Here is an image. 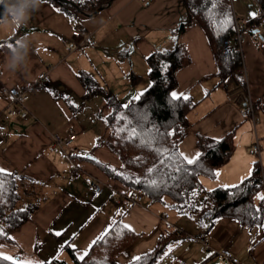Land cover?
Returning a JSON list of instances; mask_svg holds the SVG:
<instances>
[{
    "label": "crops",
    "instance_id": "obj_1",
    "mask_svg": "<svg viewBox=\"0 0 264 264\" xmlns=\"http://www.w3.org/2000/svg\"><path fill=\"white\" fill-rule=\"evenodd\" d=\"M232 1L242 21L254 18L251 13L259 15L256 0V5L252 0ZM56 9L45 0L26 24L0 25V168L17 174L20 207L37 205L31 218L13 232L12 241L0 244V254L19 264H43L55 257L70 261L66 245L73 247L79 258L120 219L139 234L117 255L120 264L153 250L159 238L171 230H176L177 238L156 264H264V221L245 226L234 217L213 219L195 213L197 217L188 222L182 217L188 214H169L167 201L151 202L143 194L142 200L129 203V196L140 192L109 178L85 157L90 154L120 166L117 155L99 143V129L89 131L83 124L85 100L103 93L89 96L79 78L86 71L121 102L132 99L151 83L147 57L156 49L183 42L192 60L177 73L173 93L191 96L197 105L189 113L191 128L179 142V149L184 157L195 159L199 153L197 133L215 139L232 133L235 149L230 160L214 177L200 178L207 190L231 187L250 177L256 161L264 159V22L244 29L241 50L245 74L235 72L222 81L200 26H192L178 38L173 35L186 16L181 0H112L97 12L74 8L72 16ZM76 27L91 33L95 44L69 51ZM19 38L30 41L29 52L24 64L11 70L9 45ZM44 68L51 83L37 79ZM133 74L148 77L139 85V81L132 83ZM3 85L24 90L27 116L14 111L15 104L1 90ZM248 96L260 118L257 123L245 114ZM70 128L77 132L75 143L64 149L54 146L52 134L66 136ZM257 141L260 156L253 152ZM89 176L100 180L103 192L97 193L86 181ZM224 248L230 249L238 262L224 257L220 253Z\"/></svg>",
    "mask_w": 264,
    "mask_h": 264
},
{
    "label": "trees",
    "instance_id": "obj_2",
    "mask_svg": "<svg viewBox=\"0 0 264 264\" xmlns=\"http://www.w3.org/2000/svg\"><path fill=\"white\" fill-rule=\"evenodd\" d=\"M57 9L72 16L74 8L92 13L110 0H46ZM259 5L257 17L243 21L244 29L255 23L264 22V0ZM186 16L172 33L175 38L194 25L200 26L212 48L218 74L224 81L243 66L242 50L234 40L236 21L232 0H181ZM13 39L9 41L12 42ZM187 46L177 41L172 47L154 50L147 57L150 86L133 97L128 104L101 87L88 72L79 74L89 96L103 93L108 113L105 115L108 134L99 143L105 144L117 155L120 166L115 167L90 154L97 167L109 178L130 190L144 194L151 202H165L181 214L199 213L218 217H234L245 226L260 225L264 221V200H256V193L263 188L261 161L255 163L253 173L239 184L231 187H216L207 190L201 176L214 177L219 167L225 165L233 155L235 144L232 133L221 139L197 133L199 153L195 163L188 164L179 149V142L190 131L189 113L197 102L191 96L173 98L178 85L177 73L191 62ZM141 75H131L132 83L140 81ZM8 173V172H7ZM18 176L0 173V244L12 241V234L27 222L36 211L37 205L24 208L19 205ZM102 239H96L83 260L70 245L66 250L75 264H120L117 255L132 244L139 234L127 227L120 219L115 221ZM106 232V231H105ZM104 232V233H105ZM103 233V234H104ZM101 234L99 237H101ZM183 235V234H182ZM179 237V236H178ZM176 230L162 235L156 247L127 264H156L165 253ZM0 264H19L0 258ZM43 264H72L66 259L55 257Z\"/></svg>",
    "mask_w": 264,
    "mask_h": 264
},
{
    "label": "built area",
    "instance_id": "obj_3",
    "mask_svg": "<svg viewBox=\"0 0 264 264\" xmlns=\"http://www.w3.org/2000/svg\"><path fill=\"white\" fill-rule=\"evenodd\" d=\"M262 15H264V11L261 12ZM238 19V18H237ZM245 33H244V23L243 21L240 22L239 19L236 21V33L234 36V40L236 43L240 46L242 45V42L244 40ZM85 44H90L94 45L95 40L92 36L91 33H89L86 29L76 27L72 31V36L69 41V44L67 46L69 51H73L75 49H78L79 47L85 45ZM236 73L239 74H245V70L243 67H240L236 70ZM37 79L44 81L45 83H51L52 78L50 76L49 71L44 68L41 71L38 72L37 74ZM2 92L7 96L9 101L13 104H15V109L14 111L18 114H20L22 117L27 116L28 111L25 108V92L23 89L17 86H7L3 85L1 88ZM245 114L249 116L254 123H257L259 121V116L256 113L253 105L252 98L250 96L247 97L246 99V109H245ZM77 139V132L75 129L70 128L68 134L62 135L59 132L53 133L52 134V143L54 146L60 147V148H68L71 147ZM253 152L260 156V145L258 141L253 145ZM86 181L90 183L95 191L97 193H101L104 190V186L100 182V180L97 177L94 176H89L86 177ZM263 188H264V175H263ZM143 194L141 193H133L129 196V203L134 202L136 200H142L143 199ZM169 214H166L165 217H168ZM178 233H181L182 230L178 229ZM201 241L204 242L206 246L208 245V242L205 238H201ZM220 253L226 257L231 259L233 262H238V258L233 255L230 249L224 248L220 251Z\"/></svg>",
    "mask_w": 264,
    "mask_h": 264
},
{
    "label": "clouds",
    "instance_id": "obj_4",
    "mask_svg": "<svg viewBox=\"0 0 264 264\" xmlns=\"http://www.w3.org/2000/svg\"><path fill=\"white\" fill-rule=\"evenodd\" d=\"M45 0H0V25L9 23L15 27L28 22L33 13L38 11ZM30 47L28 39H16L9 45L10 58L8 66L16 70L24 64Z\"/></svg>",
    "mask_w": 264,
    "mask_h": 264
},
{
    "label": "rangeland",
    "instance_id": "obj_5",
    "mask_svg": "<svg viewBox=\"0 0 264 264\" xmlns=\"http://www.w3.org/2000/svg\"><path fill=\"white\" fill-rule=\"evenodd\" d=\"M253 3H255L256 5V2L255 0H252ZM233 2V1H232ZM233 4V3H232ZM234 9V8H233ZM236 17L239 19L240 22H242V19H240V17L235 13ZM148 77V75L144 78L143 76L141 77L140 81H139V85H141L143 82L142 81H145V79ZM151 84V83H150ZM150 84L148 86H150ZM148 88V87H146ZM146 88L143 89L146 90ZM135 91V90H134ZM141 91V92H143ZM140 93H137V95H134V97H137L139 96ZM103 95H98V96H95V98H90L88 100H85V103L84 105H82V111H81V118H82V121H83V124L84 126H86V128L90 131L91 129H99V136L101 137V139H103L104 137L107 136L108 134V129H107V125L104 121V117L105 115L107 114L108 112V108L106 106V104L104 103V99H103ZM93 99L94 102H93ZM131 99L129 100H124L122 101V103L124 104H128L130 102ZM96 116V119H95V122L92 120L93 116ZM80 119V118H79ZM81 121V119H80ZM81 121V123H82ZM264 159L262 160L261 159V165L262 167L264 168ZM261 196H264V189H260L258 190V192L256 193V200H258L259 202L261 201L260 197ZM167 212L171 215H179V212L176 208L172 207L171 204H172V201L167 197ZM163 204V203H162ZM189 215V216H188ZM186 216H182V217H186V221L188 222H192L193 219H195L197 217V215L195 213H192V214H188ZM65 253V252H64ZM72 264H75L72 259H70V261Z\"/></svg>",
    "mask_w": 264,
    "mask_h": 264
},
{
    "label": "snow or ice",
    "instance_id": "obj_6",
    "mask_svg": "<svg viewBox=\"0 0 264 264\" xmlns=\"http://www.w3.org/2000/svg\"><path fill=\"white\" fill-rule=\"evenodd\" d=\"M81 3H84V0H81ZM56 10H57V11H60V9H56ZM251 15H252L253 17H255L256 13H251ZM136 98L139 99V97H136ZM173 98H174V99H179L180 97H179L176 93H173ZM185 160L187 161L188 164H193V163H195V160H193V159H188L187 157H185ZM0 173H4V174H7V175H11V173H7L6 170H5V169H2V168H0ZM260 199H261V200H264V196H261ZM110 231H111V229H107L106 232H105L101 237H98L97 239H98V240H99V239H102L103 236H104V235H107L108 232H110ZM56 234H57V235H60V233H56ZM0 235H5V233L3 232V229H2V228H0ZM93 243L95 244L96 241H93ZM86 255H87V253L85 252L83 255H81V256L79 257V259L83 260L84 257H85ZM0 258L5 259V260H12V259H13V258L10 257V256H3L2 254H0ZM135 259H136V260H140L141 257H136ZM27 264H32V262L29 261V262H27Z\"/></svg>",
    "mask_w": 264,
    "mask_h": 264
},
{
    "label": "water",
    "instance_id": "obj_7",
    "mask_svg": "<svg viewBox=\"0 0 264 264\" xmlns=\"http://www.w3.org/2000/svg\"><path fill=\"white\" fill-rule=\"evenodd\" d=\"M112 0H110L109 2H111ZM101 9V7L98 9V10H96L95 12H97V11H99ZM253 32H258V30H252Z\"/></svg>",
    "mask_w": 264,
    "mask_h": 264
}]
</instances>
